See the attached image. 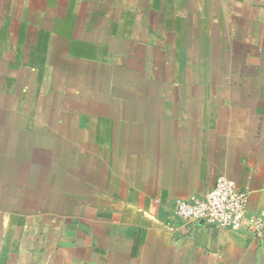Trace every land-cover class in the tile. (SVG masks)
Here are the masks:
<instances>
[{
  "label": "crops",
  "instance_id": "obj_1",
  "mask_svg": "<svg viewBox=\"0 0 264 264\" xmlns=\"http://www.w3.org/2000/svg\"><path fill=\"white\" fill-rule=\"evenodd\" d=\"M18 89L47 129L0 138V264H264L174 216L220 177L264 212V0H0Z\"/></svg>",
  "mask_w": 264,
  "mask_h": 264
},
{
  "label": "built area",
  "instance_id": "obj_2",
  "mask_svg": "<svg viewBox=\"0 0 264 264\" xmlns=\"http://www.w3.org/2000/svg\"><path fill=\"white\" fill-rule=\"evenodd\" d=\"M248 207L249 194L241 191L235 181L220 177L206 196L179 200L174 216L185 223L248 233L264 243V212L250 217Z\"/></svg>",
  "mask_w": 264,
  "mask_h": 264
},
{
  "label": "rangeland",
  "instance_id": "obj_3",
  "mask_svg": "<svg viewBox=\"0 0 264 264\" xmlns=\"http://www.w3.org/2000/svg\"><path fill=\"white\" fill-rule=\"evenodd\" d=\"M197 67L199 72H204V66L194 65V70ZM174 73H176L175 68H174ZM179 83L186 84V82H179L174 80L173 84L170 85L165 83L164 87L167 88L188 87L187 85L184 86L177 85ZM46 85L48 88H52L51 83H47ZM29 93H32V90L31 91L29 90ZM33 94L35 96V94L37 93H33ZM40 99H41L40 96L27 98L26 94L22 93L21 89H18V92L14 96L0 97V138L1 137L10 138L12 132L16 130L15 127L16 125L20 128H28V127L30 128V124L32 123L33 127L35 125L38 127L32 129L34 133L35 132L42 133L43 131H45L47 128L46 127L43 128L42 126L46 121L41 122L42 114H40L36 108L37 104L43 103ZM34 111H36V113Z\"/></svg>",
  "mask_w": 264,
  "mask_h": 264
}]
</instances>
